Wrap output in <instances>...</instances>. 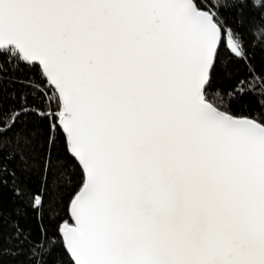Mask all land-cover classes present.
Returning a JSON list of instances; mask_svg holds the SVG:
<instances>
[{
	"label": "snow or ice",
	"instance_id": "obj_1",
	"mask_svg": "<svg viewBox=\"0 0 264 264\" xmlns=\"http://www.w3.org/2000/svg\"><path fill=\"white\" fill-rule=\"evenodd\" d=\"M0 264H264V0H0Z\"/></svg>",
	"mask_w": 264,
	"mask_h": 264
}]
</instances>
